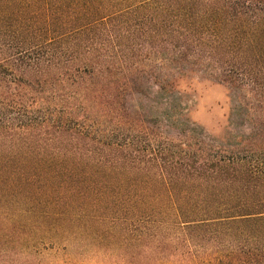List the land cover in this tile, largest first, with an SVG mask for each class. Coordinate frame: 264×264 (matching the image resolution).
I'll use <instances>...</instances> for the list:
<instances>
[{
  "label": "trees",
  "instance_id": "16d2710c",
  "mask_svg": "<svg viewBox=\"0 0 264 264\" xmlns=\"http://www.w3.org/2000/svg\"><path fill=\"white\" fill-rule=\"evenodd\" d=\"M193 76L226 85V135ZM84 226L138 264H264V0H0V241Z\"/></svg>",
  "mask_w": 264,
  "mask_h": 264
},
{
  "label": "rangeland",
  "instance_id": "374dc122",
  "mask_svg": "<svg viewBox=\"0 0 264 264\" xmlns=\"http://www.w3.org/2000/svg\"><path fill=\"white\" fill-rule=\"evenodd\" d=\"M180 89L190 99L188 104L190 119L213 136L226 135L230 111L229 93L226 85L193 76L191 79L180 82ZM22 230L23 236L20 241L16 239V241L5 242L1 239L0 253L5 257L0 258V264H127L124 259H130L127 256L128 253L134 254L132 264L147 261V258L140 257L138 245H130L123 251L120 249L109 251L105 245L113 244L96 238L97 235L93 234V227L85 228L84 226V230L76 236L70 235V239L54 241L52 244L50 243L52 241L42 237L25 244L23 238L26 237V231ZM93 236L96 239L93 240ZM48 245L54 246L48 248ZM96 245H100V247ZM62 247L65 250L61 249ZM213 247L212 245H191V252L202 257L204 249L208 254L214 249ZM12 251L15 252L12 253ZM202 259L204 258L186 260L181 263L160 261L157 264H245L241 262L229 263L212 258Z\"/></svg>",
  "mask_w": 264,
  "mask_h": 264
}]
</instances>
